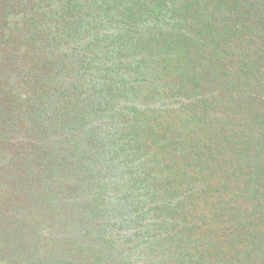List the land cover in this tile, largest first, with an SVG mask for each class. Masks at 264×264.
<instances>
[{"label": "trees", "instance_id": "16d2710c", "mask_svg": "<svg viewBox=\"0 0 264 264\" xmlns=\"http://www.w3.org/2000/svg\"><path fill=\"white\" fill-rule=\"evenodd\" d=\"M200 2L0 0V264H220L216 233L195 236L203 233L189 216L197 197L186 187L216 164L242 187L230 251L244 254L242 264H264V52L250 58L248 40L232 51L239 69L219 77L241 91L230 98L239 111L222 104L221 117L197 121L236 136L226 152L202 145L166 167L149 157L164 139L153 132L148 95L146 108L139 102L155 31L186 57L201 40L185 24L212 30L254 9L249 0H213L202 12ZM250 156L254 169L243 167ZM243 174L249 181L238 184Z\"/></svg>", "mask_w": 264, "mask_h": 264}, {"label": "rangeland", "instance_id": "374dc122", "mask_svg": "<svg viewBox=\"0 0 264 264\" xmlns=\"http://www.w3.org/2000/svg\"><path fill=\"white\" fill-rule=\"evenodd\" d=\"M212 1L201 0L198 3L201 11L203 12V9L206 8V4L210 9ZM249 2L254 6V9L240 15L229 13L225 17L224 23L218 24L215 29H202V26L193 22L190 25L185 24L189 35L201 40L197 45L198 49L193 50L192 48L191 53L193 52V54H186V57L182 52L185 47L182 51L169 49V46L165 44V33L159 30L155 31L158 46L146 58L148 62L144 76L145 83L142 85L143 90L140 92L139 102L143 108H146L147 104L143 101V96L148 95L146 98L149 101L148 106L155 109L154 118L151 119L152 129L157 137L163 136L164 139L160 140L158 145L150 144L149 157L160 160L161 166L165 164L166 167L168 160L172 161V158L183 161L191 153L203 150L202 145L223 153L227 151L231 143L236 141V136L233 137L229 132L220 130V126L216 123L210 126L203 125L199 128L196 124L197 121L206 122L211 117H215V119L221 117L222 104L229 107H223L229 114L232 112L236 114L239 111L238 107L231 106L230 98H235L241 91L227 85L226 78H220L219 75L221 71L230 72L232 75L236 73L239 69L237 55L231 54L232 51L237 52L238 48H244L246 40L251 45H247L248 48L244 51L250 58L260 60L263 55L264 28L259 30L258 26L264 24V0H249ZM215 49H225L226 54L216 55L220 51H215ZM214 56H219L220 61L211 65L209 61ZM187 57L191 61H197L190 63ZM192 77L197 80V90L192 89ZM154 88L157 90L155 95L150 94L149 91ZM11 106H13L12 100L9 104V107ZM206 108V112L210 111L208 114H204ZM236 118L233 120L237 121ZM221 122H223L222 118ZM174 129L175 131H173ZM199 129L202 131L200 132ZM165 130L168 133L167 141H172V145L168 148H165ZM219 157L222 159V156ZM253 163L254 157L250 156L243 167L245 165L254 169L255 164ZM260 164L262 163H257V165ZM217 167V164L215 167H204L200 175L186 185V187H191L188 191H192L195 198L197 197L196 203L191 206L189 216L196 219L195 222L201 226L203 233L201 234V231L196 233V237L208 239L216 233V240H219L222 252L216 250V253L212 254V260L217 259L220 264H242V262H246L244 254L233 253L235 250L231 247L230 242V239L236 234V225H240V222H237V219L230 213L242 209V203L238 204L240 201L235 200L237 191L242 187H235L236 185L232 184L235 174H228V169L221 171ZM238 174L240 173L238 172ZM166 176L167 171H165ZM246 178L248 182V176L240 175L238 184L246 181ZM162 186L160 180L156 187ZM182 194L184 196V193ZM219 199L223 201L220 205L225 209V215L217 211ZM201 218L207 219L206 225L202 224ZM253 218L255 217L253 216ZM208 229H211L212 232L207 236ZM261 230H264V224H262ZM249 257L251 258V256ZM261 257H258V261L262 260ZM246 264L258 263L248 259Z\"/></svg>", "mask_w": 264, "mask_h": 264}]
</instances>
